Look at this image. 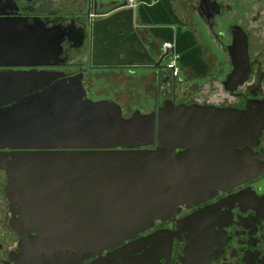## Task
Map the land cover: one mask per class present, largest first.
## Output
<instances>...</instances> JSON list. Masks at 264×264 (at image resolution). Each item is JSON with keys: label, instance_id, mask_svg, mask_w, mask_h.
<instances>
[{"label": "water", "instance_id": "95a60500", "mask_svg": "<svg viewBox=\"0 0 264 264\" xmlns=\"http://www.w3.org/2000/svg\"><path fill=\"white\" fill-rule=\"evenodd\" d=\"M209 7L218 13L215 1ZM52 24L9 15L0 0V152L13 153L0 165L6 197L17 208L10 226L23 237V264L100 256L180 206L199 204L235 177L219 156L233 145L242 148L237 180L260 173L251 168L250 149L264 129V101L233 110L166 99L150 113L124 117L116 102L87 97L84 72L69 78L54 68L71 38L68 25ZM236 28L228 51L238 70L226 80L235 84L224 83L231 93L250 73L247 38ZM141 29L126 0H94L80 27L81 41L89 39V69H157L160 58L150 54ZM215 152L219 160L207 162L205 154ZM153 240L137 245L144 253L130 261L159 264L165 256Z\"/></svg>", "mask_w": 264, "mask_h": 264}, {"label": "flooded vegetation", "instance_id": "af4514ba", "mask_svg": "<svg viewBox=\"0 0 264 264\" xmlns=\"http://www.w3.org/2000/svg\"><path fill=\"white\" fill-rule=\"evenodd\" d=\"M6 5V13L27 19L29 22L40 17L45 23L51 25H68V33L71 38L63 43L60 59L64 61L54 67L64 74V77H74L84 72L83 83L92 70L89 69V39L88 36L81 41V23L87 21L88 14L94 9V0H63L70 3L72 9L65 10L55 8L49 0H2ZM210 1H215L219 6L218 13L210 10ZM47 6V7H46ZM257 12L253 21H257L262 14L264 6L254 5ZM191 7L207 28L208 34L223 48L220 55L221 60L218 72L223 76L208 77V88L219 87L227 95L218 99H210L202 106L215 107L218 109L243 110L248 102L259 103L264 101V35L260 39L251 37L249 30L242 22L227 19L222 12L221 5L216 0H201L193 2ZM232 8L240 10V4ZM237 12V11H236ZM215 14V15H214ZM234 15L235 14L234 12ZM78 20V28L70 21ZM137 24L141 29V36L150 54L159 59L161 56L157 39L151 37L149 26ZM50 26V24H48ZM240 27L247 38V49L250 63L248 78L233 92L226 91L224 83L228 75L238 70L233 66L229 57L228 48L232 45L233 35ZM261 31H258L259 33ZM87 53V64L70 63L71 60ZM208 57V56H207ZM78 62V61H77ZM163 57L160 58L158 69H163ZM140 69L138 67L132 68ZM149 70L156 69L148 65ZM82 70V71H81ZM214 70V69H213ZM165 72V71H164ZM212 71L211 74H213ZM167 80L176 83L177 78H170L165 72ZM180 77V76H179ZM216 78L215 80H213ZM215 81L217 84H215ZM226 88L233 87L234 82H226ZM214 96V95H213ZM173 101V100H172ZM174 102V101H173ZM175 103V102H174ZM186 104V103H180ZM193 104V103H188ZM162 105V104H161ZM159 105V106H161ZM175 105H179L176 104ZM155 106V107H159ZM234 143V142H233ZM239 145H233L220 157L222 167L226 170L232 169L235 177L233 180L222 182L219 188L211 191V195L203 199L197 205H182L166 221L155 222L151 229L134 236L132 239L119 243L99 255H90L88 258L75 264H134L131 257L141 256L144 249L138 252V246L145 238L153 237L156 253L165 256L158 260L159 264H264V129L258 139V143L251 147V168L260 170L256 176L246 180L238 181L236 176L240 167ZM11 152H0L1 162L12 159ZM214 155L207 156L205 160L213 163L219 158ZM211 159V160H210ZM219 160V159H218ZM211 163V162H210ZM2 165V164H1ZM0 165V264H23L24 248L20 245L23 237L11 226L10 222L18 215L13 214V209L6 197L7 173ZM213 165V164H211ZM236 179V180H235ZM35 233H28L27 237L32 239ZM130 250L137 253L130 254ZM31 264V262L29 263ZM39 264V263H32ZM53 264V263H50Z\"/></svg>", "mask_w": 264, "mask_h": 264}, {"label": "rangeland", "instance_id": "374dc122", "mask_svg": "<svg viewBox=\"0 0 264 264\" xmlns=\"http://www.w3.org/2000/svg\"><path fill=\"white\" fill-rule=\"evenodd\" d=\"M79 2L82 0H78ZM198 0H172L174 7L178 8L179 17L188 29L193 31L198 45L203 48L208 59L211 60L213 74L203 79H190L185 72L179 74L176 83L167 80L165 72L161 69H125V68H97L92 69L86 76L83 86L86 90L87 97L92 101L108 100L116 102L122 109L124 117H129L134 111L139 110L143 114L150 113L154 107L161 105L166 99L173 100L176 104L180 103H199L202 104L210 99L227 97L219 87L208 88V77L213 75L222 77L223 74L218 72L219 59L223 48L208 34L206 26L196 15L195 10L191 7L193 2ZM222 7V12L227 19L240 21L243 26L249 30V33L260 39L264 35V10L258 20L253 21L254 14L257 12L254 6H264V0H216ZM68 2V1H67ZM63 0H49L55 8L65 10L72 9L70 3ZM240 4L241 9L234 11L232 8ZM47 7V6H46ZM235 14L237 15H234ZM149 27V26H148ZM156 29L155 27H153ZM186 28V29H187ZM170 30V28L158 27L157 30ZM173 32L175 28L172 27ZM258 31H261L257 33ZM175 34V32H174ZM160 48L166 38H157ZM83 60V62H82ZM87 53L74 58L70 63L87 64ZM78 61V62H77ZM214 69V70H213ZM213 79V78H212ZM214 78L213 80H215ZM215 84L216 81H215ZM214 95V96H213Z\"/></svg>", "mask_w": 264, "mask_h": 264}, {"label": "trees", "instance_id": "16d2710c", "mask_svg": "<svg viewBox=\"0 0 264 264\" xmlns=\"http://www.w3.org/2000/svg\"><path fill=\"white\" fill-rule=\"evenodd\" d=\"M139 2L144 3L138 10L139 24L151 27L149 33L151 37L166 38L168 41L173 38L175 32L181 72H185L192 80L209 76L213 68L211 60L198 45L193 31L183 24L178 8L174 7L172 0H139ZM158 27L170 28V30H157ZM172 27L175 28L174 32L171 30Z\"/></svg>", "mask_w": 264, "mask_h": 264}, {"label": "built area", "instance_id": "2783aa9c", "mask_svg": "<svg viewBox=\"0 0 264 264\" xmlns=\"http://www.w3.org/2000/svg\"><path fill=\"white\" fill-rule=\"evenodd\" d=\"M128 8L137 12L139 7L144 4L139 2V0H126ZM160 56L163 57V69L167 72L170 78H178L181 74L179 67L180 54L177 52L176 36L168 41H164L160 46ZM160 57V58H161Z\"/></svg>", "mask_w": 264, "mask_h": 264}, {"label": "crops", "instance_id": "0c3cea01", "mask_svg": "<svg viewBox=\"0 0 264 264\" xmlns=\"http://www.w3.org/2000/svg\"><path fill=\"white\" fill-rule=\"evenodd\" d=\"M139 8H140V7H139ZM138 10H139V9H138ZM138 10H137V12H135V13H136V19H137V22L139 21V19H138ZM154 59H155V60H158L156 56H154ZM82 62H83V60H82Z\"/></svg>", "mask_w": 264, "mask_h": 264}]
</instances>
